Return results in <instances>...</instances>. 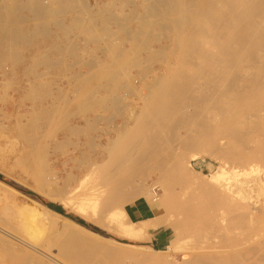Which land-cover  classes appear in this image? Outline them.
<instances>
[{
    "label": "rangeland",
    "instance_id": "374dc122",
    "mask_svg": "<svg viewBox=\"0 0 264 264\" xmlns=\"http://www.w3.org/2000/svg\"><path fill=\"white\" fill-rule=\"evenodd\" d=\"M263 46L264 0H0V173L7 178L3 182L19 192L12 194L0 185V227L5 229L0 232V264H37L15 248L23 246L21 238L40 242L42 252L64 264H264L262 206L248 205L261 214L257 228L242 223L235 238L233 225L242 210L214 200L193 183L196 172L202 173L210 163H224L212 151L217 137H202L204 150L191 160V180L165 169L182 141L139 143L147 163L137 165L140 168L126 164L121 173L123 182L128 179L126 186L132 181L155 186L156 201L148 205L154 218L132 222L143 235L149 234L147 238L113 231L100 196L90 202V218L46 196L59 191L66 198L69 191L83 188L92 166L107 162L108 137H116L112 131L122 127L139 100L129 80L145 73L160 75L163 69L168 77H192L198 84L220 61H261L253 68L238 65L236 72L249 68L264 76ZM167 63L172 64L169 70L162 68ZM129 124L136 128L133 143L149 123L140 119ZM170 125L159 128L170 134ZM124 150L116 146L113 155L121 158ZM179 160L177 166L185 169L186 159ZM159 177L169 190L155 184ZM99 180L100 174L92 179ZM259 193L264 197V191ZM24 195L47 207L46 203L61 205L86 222L80 225L116 243L78 231L61 218H54L49 234L36 236L15 206L27 201ZM140 200L145 201L130 198L117 206L127 212L129 204ZM183 207L192 208L195 217H187L193 211L188 214ZM98 212L105 227L93 218ZM181 220L185 225L178 223ZM164 221L177 231L163 228L165 241L157 244L151 230L159 229L150 223ZM187 222L195 225L189 228Z\"/></svg>",
    "mask_w": 264,
    "mask_h": 264
},
{
    "label": "bare ground",
    "instance_id": "6f19581e",
    "mask_svg": "<svg viewBox=\"0 0 264 264\" xmlns=\"http://www.w3.org/2000/svg\"><path fill=\"white\" fill-rule=\"evenodd\" d=\"M260 63L261 61H247L244 63L220 61L215 66L216 68L214 67L215 70L210 72V75L202 78V82L198 84L193 83L194 79L192 77H168L166 72L161 71L163 69L158 70V72H161L160 75H156V73L154 75L145 73L136 77V79L129 80L128 87L130 90L137 91V98L139 100L136 103L135 109L130 116L127 117L122 127L114 128V131H112L116 134V137H108L109 145L107 149L111 154H109L110 157L107 162L98 166H92V172L87 175V181H84L82 184L83 188L69 191L67 193L69 196L66 198L64 192L59 191H56V193L46 192V196L52 201H61V204L66 205L68 209H73L88 218H90L89 210L93 206L90 202H92V199L94 200L96 197L100 196V200L102 199L104 201L103 213H105V211L109 213V220L111 219L114 225L110 226L113 228V231L120 234L129 233L133 237L147 238L149 234L143 235L139 226H137L136 223L132 224L134 220L129 217L128 212L120 206H117L120 205L119 203H121V201L129 200L130 198H143L148 204L153 205L152 201L155 200V196L157 195L155 186H149V184L142 185V181L141 185H136V183L134 185V181H132L127 186L128 179L126 182H123L121 171L126 168V164H135L136 168H140L139 166L144 165L145 162L147 163V155H141L142 150L139 148V143L153 145L155 143H160V141L163 143L165 139L182 141L183 145L176 146L177 148L172 150L171 156L168 159L166 157L167 164L165 165V169L171 175L175 173L187 180H191L190 177H188L192 172L191 160L199 157L198 154L200 149L201 151L204 150L202 148L205 146L203 145L205 142H201L202 137H217L216 140L213 139L217 142L212 151L216 153V157L220 158L222 162L229 163L230 165L227 166L226 163H223L215 167L210 163L207 172H196L197 176L195 177H197V181H193V183H196L198 189L214 200L232 203L242 210V212L238 211L236 213V223L233 225L236 228L231 234L233 237L237 238L240 235V232L235 231L240 229V224L242 223H246L251 229L257 228L258 216L261 214H259L258 210L255 211V207L248 205H261L262 214H264V197H260L259 193L260 189L264 191V76L256 72L251 73L248 70L249 68H244V73L238 74L236 68L238 65L253 68L255 65H260ZM171 66V63H167V65H164L162 68L169 70ZM184 98L188 99L183 100ZM140 119H144L149 124L142 129L143 132H141L137 140L132 143L130 138L136 128L129 123L132 120L137 124ZM164 124L166 126L171 124L168 129L170 134L159 128ZM154 126H156L155 129ZM157 128H159V130H157ZM112 132H109V134H112ZM143 144L141 147H143ZM116 146H121L125 149V156L116 158L113 155ZM196 149L199 151L197 152ZM205 151L206 153L208 152L206 149ZM188 152H192L190 156H187L189 155ZM205 157L207 156L205 155ZM179 158L186 159L185 169L183 167L180 169L177 166ZM231 169L232 171H230ZM130 173L131 171L129 174ZM96 174H100V180L93 182L92 179ZM129 174L126 176L129 177ZM132 176L130 175V178H133ZM143 182H146V180ZM158 183L162 184L165 191L169 190V188L164 185L162 177H159L158 182L155 184ZM0 185L12 194H19L14 187L1 180ZM24 197L27 201L17 203L15 206L17 207L18 213L22 216V219L27 222V229H30L34 234L36 233V236L39 234L43 235L44 231H46L45 234H49L47 230L50 226H53V220H56L54 218H61L64 220V223L76 228L78 231L94 235L103 241L107 240L111 241V243H116L115 240H108L72 221L70 218L63 217L62 214L33 198L26 195H24ZM192 197H190V199ZM194 200L193 197V201ZM185 209L190 210L192 208ZM192 211L193 210L186 212L190 214ZM196 212L197 211H195V215ZM99 213L100 212L95 214L93 218L99 220L96 221L102 224ZM187 213L185 217L188 215ZM193 213L194 211L187 217H195ZM181 215L184 217V214ZM109 220L107 221L108 223ZM182 222L183 220L178 223L185 225ZM150 224L157 229H173V223L169 225L165 221L164 223L152 222ZM181 224L180 226L177 225L178 227L174 225V228H182ZM193 224L194 222L188 223L189 228L193 227ZM212 224H214V222ZM102 225L105 227L104 224ZM52 229L54 228L52 227ZM4 230V228L0 227L1 233L5 232ZM51 233L54 234L55 231H50V234ZM32 236L36 237L35 235ZM10 237L14 239L13 235ZM0 238H3V236H0ZM25 239L27 238L25 237ZM28 240L21 238L19 241L23 246L18 245L15 247L17 251L31 255L32 260L37 264H64L60 261V258L57 259L51 254L42 252V249L38 247L40 242H37L36 245L34 244L36 240L31 242ZM229 244L230 243H228L227 247L229 248L228 250L231 251ZM120 245L142 249V247H138L134 244ZM38 254L42 256L40 257Z\"/></svg>",
    "mask_w": 264,
    "mask_h": 264
},
{
    "label": "crops",
    "instance_id": "0c3cea01",
    "mask_svg": "<svg viewBox=\"0 0 264 264\" xmlns=\"http://www.w3.org/2000/svg\"><path fill=\"white\" fill-rule=\"evenodd\" d=\"M148 205L150 204L143 200L129 204V206L126 207L129 217L134 221H142L154 218L151 216V209ZM166 232L167 231H165L163 228L159 230H151L153 241L157 244L163 243L165 241Z\"/></svg>",
    "mask_w": 264,
    "mask_h": 264
},
{
    "label": "trees",
    "instance_id": "16d2710c",
    "mask_svg": "<svg viewBox=\"0 0 264 264\" xmlns=\"http://www.w3.org/2000/svg\"><path fill=\"white\" fill-rule=\"evenodd\" d=\"M0 180H2V181H7V178H6L4 175H2V174L0 173ZM46 204H47L51 209L57 211L58 213H60V214H62V215H66V216H68L69 218H71L72 220H74V221H76V222H78V223H80V224H84V225H86V222H85L82 218H80L79 216H76V215H74V214H68V213L65 211V209H64L61 205H56V204H53V203H46Z\"/></svg>",
    "mask_w": 264,
    "mask_h": 264
},
{
    "label": "water",
    "instance_id": "95a60500",
    "mask_svg": "<svg viewBox=\"0 0 264 264\" xmlns=\"http://www.w3.org/2000/svg\"><path fill=\"white\" fill-rule=\"evenodd\" d=\"M207 170H208V169H205L204 172H207ZM71 220H72V219H71ZM72 221H74V220H72ZM74 222H75V221H74ZM76 223H78V222H76ZM78 224H79V223H78ZM79 225H80V224H79Z\"/></svg>",
    "mask_w": 264,
    "mask_h": 264
}]
</instances>
